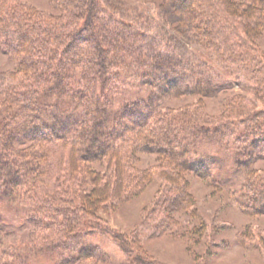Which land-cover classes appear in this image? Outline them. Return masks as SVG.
<instances>
[{
    "label": "trees",
    "instance_id": "trees-1",
    "mask_svg": "<svg viewBox=\"0 0 264 264\" xmlns=\"http://www.w3.org/2000/svg\"><path fill=\"white\" fill-rule=\"evenodd\" d=\"M50 1L54 13L0 0V52L14 64L0 81V213L17 220L0 217V232L23 236L0 238V264H109L94 235L126 264H156L138 234L100 216L157 183L143 220L152 232L176 227V214H194L191 174L223 188L201 160L210 144L231 154L232 170L247 165L239 210L264 214V172L248 169L253 149L264 158V110L252 101L264 107V0H162L159 22L121 16L115 0ZM229 90L221 114L207 115L203 99ZM186 94L196 102L157 107ZM142 155L153 164L139 168Z\"/></svg>",
    "mask_w": 264,
    "mask_h": 264
},
{
    "label": "rangeland",
    "instance_id": "rangeland-1",
    "mask_svg": "<svg viewBox=\"0 0 264 264\" xmlns=\"http://www.w3.org/2000/svg\"><path fill=\"white\" fill-rule=\"evenodd\" d=\"M18 1L42 13H54L50 0ZM161 2L162 0H115L114 4L119 9L116 11L121 12V16L124 14L128 16L133 11L136 13L141 11L159 22L161 19L158 6ZM103 5L107 7L104 1ZM127 19L132 20L133 17L128 16ZM171 35L173 37L172 32ZM182 38L186 37L182 36ZM189 45L188 43L187 50L182 53L184 56L194 51ZM255 46L258 53L264 54V35L255 41ZM13 68L14 64L0 52V81L8 78ZM178 85L176 86L183 88L182 85L188 87L191 83ZM166 88L169 89L167 86ZM231 93L232 91L229 90L203 99L204 112L213 117L221 114ZM196 100L197 98L186 94L179 98L161 97L155 101L157 107L161 109H178L186 104H193ZM252 101L257 109L264 110L260 102ZM202 148L201 160L204 167L212 175L215 174L214 172L218 173L224 183L223 188L218 189L194 174L189 176V190L195 202L193 215L178 213L175 215L178 221L176 227H166L162 232H152L143 220L157 189V183H151L140 196L120 203L112 212L101 215V222L121 235L138 234L142 251L156 264H264V214L243 213L236 204L245 176L242 169H247V165H243L241 170L234 171L229 164L233 160L230 159V153L221 152L216 144ZM253 152V161L248 169L264 172V158L258 156L260 149L255 148ZM232 157L234 158L233 155ZM153 161V157L142 155L138 166L147 168L153 164ZM10 210L5 214L1 212L0 217L4 220L12 219L15 225L17 220L13 219L16 217ZM201 226H203L202 236L192 235L193 227ZM9 232L6 235L0 232V238L4 239L6 244H17L23 240L21 228L14 227ZM89 243L109 264H126L125 255L110 239L94 235L89 239Z\"/></svg>",
    "mask_w": 264,
    "mask_h": 264
}]
</instances>
